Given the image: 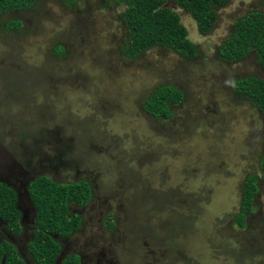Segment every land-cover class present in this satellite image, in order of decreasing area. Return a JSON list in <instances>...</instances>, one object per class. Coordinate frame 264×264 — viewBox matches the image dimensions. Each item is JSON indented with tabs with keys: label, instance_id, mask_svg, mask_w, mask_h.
<instances>
[{
	"label": "rangeland",
	"instance_id": "rangeland-1",
	"mask_svg": "<svg viewBox=\"0 0 264 264\" xmlns=\"http://www.w3.org/2000/svg\"><path fill=\"white\" fill-rule=\"evenodd\" d=\"M259 8L264 0H231L203 34L176 7L195 58L165 47L127 55L125 7L115 0H36L0 17V172L19 167L92 189L70 206L81 222L64 255L84 264H264V114L235 89L238 79H264V68L255 53L236 62L219 53L236 20ZM11 19L21 25L9 28ZM161 85L184 93L167 120L144 107ZM252 174L258 191L242 225Z\"/></svg>",
	"mask_w": 264,
	"mask_h": 264
},
{
	"label": "trees",
	"instance_id": "trees-1",
	"mask_svg": "<svg viewBox=\"0 0 264 264\" xmlns=\"http://www.w3.org/2000/svg\"><path fill=\"white\" fill-rule=\"evenodd\" d=\"M74 3L77 0H66ZM231 0H115L123 5L126 26L129 30V42L125 53L132 58L139 57L155 47H165L176 51L186 58L198 55L197 45L189 38L187 27L181 22L176 7L190 13L199 31L210 32L219 17L218 10ZM36 0H0V17L26 9ZM175 5V6H173ZM21 22L11 19L9 28H17ZM63 47L59 49L62 50ZM220 57L230 62L242 61L255 53L257 61L264 68V10L253 9L238 18L233 32L219 49ZM237 93L246 97L264 114V79L247 76L236 81ZM184 93L172 85H161L147 98L146 111L160 120L174 116L173 105L181 103ZM261 169L264 174V154ZM258 177L250 175L245 180L244 196L237 220L244 225L247 214L252 210L255 193L258 191ZM37 209V234H41L32 245V254L37 261L48 264L54 262L60 252V246L54 241L53 234L70 236L80 225L81 217L70 213L69 202L85 204L91 197V187L87 181L58 183L49 177H42L29 188ZM11 192V191H10ZM0 191V212L10 216L12 225L18 228V210L12 195ZM16 252L0 249V264L6 255V264H21ZM71 258V260H70ZM62 264H80L76 254L70 255Z\"/></svg>",
	"mask_w": 264,
	"mask_h": 264
},
{
	"label": "flooded vegetation",
	"instance_id": "flooded-vegetation-1",
	"mask_svg": "<svg viewBox=\"0 0 264 264\" xmlns=\"http://www.w3.org/2000/svg\"><path fill=\"white\" fill-rule=\"evenodd\" d=\"M17 168L8 167L7 172H0V191L4 192L3 194L7 193L8 197L13 194L12 198H15V206L19 212L17 222L20 230L18 231V228L12 225L10 216H4L0 212V244H11L12 246H15L17 253L24 259L25 264H48L42 261H36L30 254L27 244L36 239L35 226H37V209L30 196L29 188L41 176H49L45 174L36 176L35 174L29 173L27 170L23 172L19 167ZM49 178L54 181L51 176ZM72 203L73 202L70 201L69 206H71ZM10 224L12 225L11 227ZM53 235L57 244H60V252L54 263L51 264H60L68 257V255L75 254V252L64 255L65 250H71L69 249L71 248V241L68 239L70 236L65 237L59 236L58 234ZM59 261L60 263H58ZM100 262L101 261L98 260L96 262L94 261L92 264H100Z\"/></svg>",
	"mask_w": 264,
	"mask_h": 264
},
{
	"label": "clouds",
	"instance_id": "clouds-1",
	"mask_svg": "<svg viewBox=\"0 0 264 264\" xmlns=\"http://www.w3.org/2000/svg\"><path fill=\"white\" fill-rule=\"evenodd\" d=\"M29 193H30V190H29ZM30 196H31V195H30ZM31 198H32V197H31ZM12 200H13V202H14V201H15V198H12ZM35 206H36V205H35ZM36 227H37V226H35V232H36V230L39 229V228L36 229ZM19 230H20V227H18V231H19ZM56 235H57V234H56ZM53 236H54V235H53ZM59 236H60V235H59ZM65 237H67V236H65ZM35 240H36V239H35ZM54 241H56V240L54 239ZM56 243H57V242H56ZM58 245L60 246V244H58ZM29 251H30V248H29ZM30 254H31L32 257L34 258L32 252H30ZM75 254L79 256V258H80V264H81V263L84 264V258H83V256H81L80 254H78V253H76V252H75ZM4 256H6V255H4ZM4 256H3V257H4ZM57 256H58V255H57ZM56 258H57V257H56ZM56 258H55V259H56ZM81 258H82V259H81ZM34 259H35V258H34ZM35 260H36V259H35ZM36 261H37V260H36ZM54 261H55V260H54ZM53 263H54V262H53ZM62 263H63V262H61L60 264H62Z\"/></svg>",
	"mask_w": 264,
	"mask_h": 264
},
{
	"label": "water",
	"instance_id": "water-1",
	"mask_svg": "<svg viewBox=\"0 0 264 264\" xmlns=\"http://www.w3.org/2000/svg\"><path fill=\"white\" fill-rule=\"evenodd\" d=\"M1 264H6V256L3 257Z\"/></svg>",
	"mask_w": 264,
	"mask_h": 264
}]
</instances>
